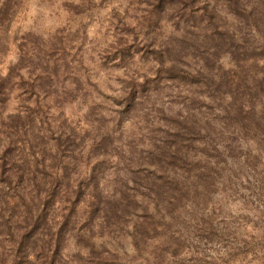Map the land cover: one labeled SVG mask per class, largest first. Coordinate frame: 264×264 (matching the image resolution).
Instances as JSON below:
<instances>
[{"label":"rangeland","instance_id":"1","mask_svg":"<svg viewBox=\"0 0 264 264\" xmlns=\"http://www.w3.org/2000/svg\"><path fill=\"white\" fill-rule=\"evenodd\" d=\"M240 4L21 0L0 77L24 52L33 78L54 72L50 104L75 142L58 175L83 187L66 228L60 203L45 225L55 264H264V0ZM9 90L11 110L16 78Z\"/></svg>","mask_w":264,"mask_h":264},{"label":"trees","instance_id":"2","mask_svg":"<svg viewBox=\"0 0 264 264\" xmlns=\"http://www.w3.org/2000/svg\"><path fill=\"white\" fill-rule=\"evenodd\" d=\"M240 1L225 0V3L236 14L235 10L241 8ZM20 3L21 0H0V30L8 28ZM27 55L24 52L8 75L0 77V264H20L30 255L45 264H55L60 238L55 239L45 225L55 205L60 203L56 209L63 217L59 231L66 228L75 207L64 205L74 194L79 201L83 187H77L71 195L73 187L64 186L69 168H63L64 172L58 175L57 169L68 158L66 147L75 142L50 104L48 85L55 74L46 70L33 78L31 69L36 64ZM27 72L29 76L25 78ZM14 78L18 84L17 105L8 110L9 88ZM72 161L70 166L74 167ZM97 189L98 186L93 187L95 194L90 198L89 220L102 203V193ZM65 209L68 215H64Z\"/></svg>","mask_w":264,"mask_h":264}]
</instances>
